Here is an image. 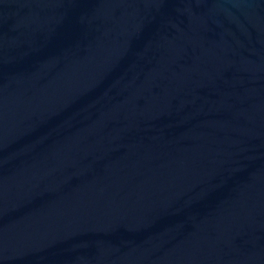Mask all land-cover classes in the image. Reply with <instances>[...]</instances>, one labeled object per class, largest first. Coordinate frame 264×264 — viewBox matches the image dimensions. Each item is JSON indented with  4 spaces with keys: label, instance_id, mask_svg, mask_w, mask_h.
I'll return each instance as SVG.
<instances>
[{
    "label": "water",
    "instance_id": "water-1",
    "mask_svg": "<svg viewBox=\"0 0 264 264\" xmlns=\"http://www.w3.org/2000/svg\"><path fill=\"white\" fill-rule=\"evenodd\" d=\"M0 264H264V0H0Z\"/></svg>",
    "mask_w": 264,
    "mask_h": 264
}]
</instances>
